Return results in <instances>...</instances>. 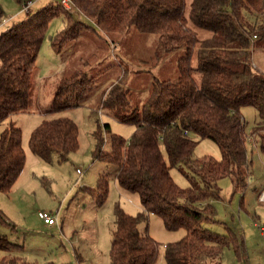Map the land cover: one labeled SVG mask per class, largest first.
<instances>
[{"label": "trees", "instance_id": "16d2710c", "mask_svg": "<svg viewBox=\"0 0 264 264\" xmlns=\"http://www.w3.org/2000/svg\"><path fill=\"white\" fill-rule=\"evenodd\" d=\"M72 2L73 12L60 1L50 3L28 20L8 28L11 21L0 29V192H12L26 164L22 131L10 119L28 112L33 74L51 22L64 21L63 30L51 38L59 55L89 32L117 35L135 28L154 36L157 66L176 52L185 50V54L177 62L176 79L155 77L142 105L120 116L122 123L135 126L129 140L112 135L111 149L105 152L102 129L97 134L96 158L118 166L119 186L137 195L141 204L136 216L117 206L111 264L158 263L161 244L139 229L151 215L160 217L171 232H186L181 240L164 246L167 264H218L230 247L241 258L245 252L242 234L217 219V205L222 202V180L231 181L234 194H244L248 186L252 162L243 115L246 107L258 114L250 135L264 155V73L253 60L255 49L264 48V0ZM244 10L253 16L251 26L244 21ZM3 15L0 7V18ZM198 30L210 36L200 39ZM127 83L124 74L109 87L101 107L130 110ZM95 92L96 80L84 71L75 72L59 81L51 112L80 107ZM109 127L103 125L106 131ZM205 139L218 145L221 160L194 158L196 147ZM30 147L46 162L54 155L65 160L79 149L78 127L65 117L43 121L33 131ZM179 167L187 176L188 188L180 187L172 176ZM108 184L105 177L98 183L101 204L109 194ZM0 223H7L1 209ZM214 224L225 233L205 227ZM19 251H24L22 246L0 233V264H27L15 254Z\"/></svg>", "mask_w": 264, "mask_h": 264}, {"label": "rangeland", "instance_id": "374dc122", "mask_svg": "<svg viewBox=\"0 0 264 264\" xmlns=\"http://www.w3.org/2000/svg\"><path fill=\"white\" fill-rule=\"evenodd\" d=\"M59 1L0 0L4 13L0 19H11L10 28L28 20L50 3ZM29 2L34 3L29 13L21 12L23 5ZM76 18L89 23L84 16ZM243 18L247 26L253 24L250 12L244 10ZM63 28L62 18L49 25L32 78L28 112L16 114L10 119L22 131L26 164L12 192H0V209L7 221L6 224L0 223V233L6 235L10 242L23 247L24 251L15 254L27 264H111L115 210L120 205L126 213L136 216L141 212V204L137 195H130L119 186L116 179L118 166L96 158L97 134L102 129L105 152L111 149L112 135L129 140L135 126L122 123L120 116L130 115L142 105L155 77L164 80L178 77L177 62L184 56L185 50L168 56L157 66L154 36L132 28L117 35H106L99 30L89 32L71 50L59 55L52 48L51 38ZM198 35L200 39L210 36L202 30H198ZM72 51L74 54H71ZM253 60L257 70L264 73L262 46L255 49ZM78 71H84L96 80V92L80 107L52 113V100L59 81ZM124 74L127 75L131 109L116 111L101 107L100 101L109 87ZM243 115L248 137H251L258 114L253 107H246ZM62 117L77 125L79 149L62 161L54 155L49 163L32 153L31 136L43 121ZM105 124L110 126L108 131L103 128ZM204 156H212L216 160L222 157L218 145L209 139L202 140L194 152V158ZM248 156L252 166L246 191L234 194L231 181L224 179L220 182L222 202L217 205V219L242 234L245 252L238 258L230 247L217 261L218 264H264V231L262 233L258 227L264 225V204L259 200L264 190V155L257 144L248 143ZM180 169H173L172 176L180 187L188 188L187 176ZM104 177L109 183V194L101 204L98 183ZM40 211L53 213L59 224L44 226L38 218ZM205 227L217 234L225 233L218 224ZM139 229L161 244L157 264H167L164 246L181 240L186 234L184 230H167L164 221L155 215H151L148 222L141 223Z\"/></svg>", "mask_w": 264, "mask_h": 264}, {"label": "built area", "instance_id": "2783aa9c", "mask_svg": "<svg viewBox=\"0 0 264 264\" xmlns=\"http://www.w3.org/2000/svg\"><path fill=\"white\" fill-rule=\"evenodd\" d=\"M34 3L29 2L28 4H24L22 7V11L24 13H29L30 8L32 7ZM60 4L68 11H71L74 8L72 0H60ZM11 22V19H0V29L7 26ZM101 115V112H100ZM248 143L255 144V138L254 136L248 137L247 139ZM260 202L264 203V190L261 192L259 196ZM38 218L47 226L52 227L55 225H58V219L57 216H55L53 213L40 211L38 213ZM259 229H261L262 233L264 231V225L260 226L258 225Z\"/></svg>", "mask_w": 264, "mask_h": 264}, {"label": "crops", "instance_id": "0c3cea01", "mask_svg": "<svg viewBox=\"0 0 264 264\" xmlns=\"http://www.w3.org/2000/svg\"><path fill=\"white\" fill-rule=\"evenodd\" d=\"M260 203H262V202H260ZM262 204H264V203H262ZM44 226H47V225H44ZM56 226V225H55ZM53 227V226H52Z\"/></svg>", "mask_w": 264, "mask_h": 264}]
</instances>
